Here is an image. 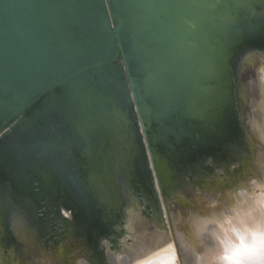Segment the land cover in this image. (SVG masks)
<instances>
[{"label":"water","instance_id":"1","mask_svg":"<svg viewBox=\"0 0 264 264\" xmlns=\"http://www.w3.org/2000/svg\"><path fill=\"white\" fill-rule=\"evenodd\" d=\"M259 54L264 0H0L1 235L15 218L41 223L60 205L86 211L69 173L45 177L38 162L24 178L16 166L28 153L50 156L63 139L61 151H71L81 131L100 144L98 152L88 142L91 164L79 154L84 183L122 149L148 169V190L134 192L150 200L159 192L169 214V149L193 148L187 169L209 155L235 167L248 143L261 147L252 97L260 95ZM218 102L238 130L223 153L206 144V116ZM178 123L179 133L170 127ZM106 205L94 197L90 230L80 235L99 234L107 244L113 214L123 226L124 201L116 211Z\"/></svg>","mask_w":264,"mask_h":264},{"label":"rangeland","instance_id":"2","mask_svg":"<svg viewBox=\"0 0 264 264\" xmlns=\"http://www.w3.org/2000/svg\"><path fill=\"white\" fill-rule=\"evenodd\" d=\"M256 62L257 65H255L254 71L261 72V70H264V54L262 56L259 54ZM250 64L253 65L252 62ZM258 101L260 102V100ZM206 118V131L208 132L206 144H210L216 151H224L225 141L234 139L238 132L233 121V115H231L225 103L218 102L212 111L207 114ZM257 118L259 117L255 116V119ZM258 124L260 125V122ZM179 125L178 123L173 128L170 126L171 130L179 133L181 130ZM80 133L81 136L72 138L71 141L76 144L71 151H61L65 141L63 139V143H60L50 156L40 158L34 153H28L20 158L19 160L21 161L16 165L24 178H28L34 165L38 162H41L44 170H48V176L45 174V177H50L52 173L56 175L69 173L71 175L76 187L84 193L82 202L86 208L85 212H76L72 217V221L76 223V228L73 225L70 230L74 233L68 230L67 224L62 223L61 218L58 221H54L47 214V217L43 218L41 223L35 220L33 222L29 221L31 222L29 225L36 230L27 228L26 231L31 234V237L32 235L35 236L34 241L32 240L33 242H31V239L25 240L26 245L21 246L16 238L19 234H26V231L23 229L19 230L18 221H25V219L15 218L11 225L9 222V231L7 230L8 232L5 235L0 233V264L10 263L9 251L14 253L13 260H17L14 264H79L83 259H87L90 264H102L97 262L98 259L91 255L89 247L76 234V229L80 233H84L86 229L90 230L94 212L92 206L94 197L98 194L99 197L106 200V211H116L123 201L125 208L121 213L124 220L123 226L117 225L116 234L113 235V239H110L107 244L101 241V246L104 249L103 262L105 261V263L103 264H110L108 253H123L128 248H133L138 241L141 240L142 242L151 238L155 232L165 233L169 229L166 211L159 192L157 195L158 199L150 200L146 196L136 194L131 189L133 187L136 191L148 190V169L146 164H140L134 157L124 153L122 149L118 148V152L111 158L113 160L110 161L111 163L108 162L110 159H104L100 171L97 169L98 167H95L93 177L87 183L81 180L79 154H85L90 163L94 147L93 144H88L89 141L92 142V137H88L83 131ZM93 141L99 152V140ZM248 144L250 147L242 151L240 163L235 167H225L224 163L220 162L222 159L220 156L209 155L198 157L197 161L192 162L189 168L185 169L187 157L193 152L189 150L193 148L186 146L180 150L169 149L167 151L164 171L169 175V179L173 181V188H167L169 190L166 197L177 230L181 232L187 231V223L191 221L194 214L199 212V208L194 203L198 197L203 196L207 205L208 200L213 198L215 201L213 203L218 202L217 204H219L220 201V203H223L222 206L224 205L223 207L227 208L223 194L236 187L245 184L247 186L249 180L256 178V175L262 176L263 165L261 160L264 158L263 149L258 144ZM229 153L230 150L228 151ZM92 166L94 167L95 163H92ZM122 180H125L131 187ZM221 182L226 183V185L223 186ZM107 184H110L115 190V198L113 200L108 194ZM123 186L128 188L125 189ZM0 214L2 215L1 212ZM33 215L35 217V214ZM105 219L107 223H111L109 214H105ZM129 219H131V224L130 227H127ZM94 220L97 222V217H94ZM3 244L5 245L4 252H1ZM67 247L72 248L71 254ZM17 254L20 255L18 258Z\"/></svg>","mask_w":264,"mask_h":264},{"label":"bare ground","instance_id":"3","mask_svg":"<svg viewBox=\"0 0 264 264\" xmlns=\"http://www.w3.org/2000/svg\"><path fill=\"white\" fill-rule=\"evenodd\" d=\"M250 75L252 77V73ZM257 76L260 84V95L259 97L252 95V97L256 100L259 111L258 136L264 152V70L257 72ZM253 81L250 83L252 93L256 89L252 83ZM262 159V176L256 175V178L249 180L247 186L245 184L223 194L227 208L223 207L224 205L222 206L223 203H220V201L219 204H217L218 202L213 203L215 202L213 198L208 200L207 205L203 196L198 197L194 203L199 208V212L194 214L191 221L187 223L186 232H181L175 228L172 212L168 209L169 214H166V216L169 229L165 233L155 232L151 238L142 242L141 240L138 241L133 248H128L123 253H109V263L197 264L196 254L205 253L206 250L214 248L219 243V238L231 227L236 226L239 219L248 216H264V158ZM221 184L226 185L224 182H221ZM164 210L166 211V209ZM63 213L68 215L66 209L63 210ZM18 225L20 226L19 230L26 231L27 228L35 230L27 221L19 220ZM34 237L33 235L31 237V234L26 231V234H19L16 240L19 245L24 246L28 239L33 242ZM79 264H90V262L83 259Z\"/></svg>","mask_w":264,"mask_h":264},{"label":"clouds","instance_id":"4","mask_svg":"<svg viewBox=\"0 0 264 264\" xmlns=\"http://www.w3.org/2000/svg\"><path fill=\"white\" fill-rule=\"evenodd\" d=\"M197 264H264V216L238 220L205 253H197Z\"/></svg>","mask_w":264,"mask_h":264},{"label":"flooded vegetation","instance_id":"5","mask_svg":"<svg viewBox=\"0 0 264 264\" xmlns=\"http://www.w3.org/2000/svg\"><path fill=\"white\" fill-rule=\"evenodd\" d=\"M120 181H121V179H120ZM122 181H125V180H122ZM127 185L129 187H131V185H129L128 183H127ZM123 188H125V187L123 186ZM126 188H128V187H126ZM131 189L134 192V188L131 187ZM150 189H151V191L155 190L154 187H153V185L150 186ZM122 191L124 193V190L123 189H122ZM154 194L156 195V199H158L157 193H155V191H154ZM157 203H159V202H157ZM65 209H66V211H68V215H65V213H63V210L65 211ZM120 211L121 210H118V213H120ZM76 212H77L76 209H72V208H69V207H65L63 205H60L59 208H58V215L52 213V214H48V217L50 216L54 221H58V219L61 218L62 219V223H66L67 224V227H68V230L71 231L70 228H72L73 225L76 228V223L74 221H72L73 220L72 217L74 216V214H76ZM117 217L118 216L115 215V214H113V216H112L113 222L111 224V228H110L111 234L109 235L108 240L113 239V237H114L113 235H115L116 232H117V229H118L117 228V224L120 221ZM104 221H106L105 218H104ZM130 224H131V219L128 220L127 227H130ZM71 233H74V232L71 231ZM76 234H77V236H80L79 238H82L83 243L86 246L89 247L90 252H91V255L93 257H95L96 259H98L97 262L102 263V264L105 263V261L103 262V260H104V249L101 246V241H104L106 238L103 237V236H101V235H99V234H95V233L90 238H86V237L80 235L78 233L77 229H76ZM45 243H47V242H45ZM4 247H5V245L3 244L2 248H1V252H4ZM67 250L71 254L72 248L71 247H67ZM8 253H9V256H10V260H9L10 263L9 264H14V262L17 261L16 259L13 260L14 253L11 252V251H9ZM18 254H20V253H18ZM18 254L16 255L17 258L20 256ZM70 256L73 257L72 255H70Z\"/></svg>","mask_w":264,"mask_h":264}]
</instances>
